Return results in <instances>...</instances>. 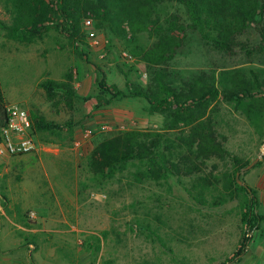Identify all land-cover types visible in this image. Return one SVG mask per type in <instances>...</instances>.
Masks as SVG:
<instances>
[{
	"label": "rangeland",
	"instance_id": "rangeland-1",
	"mask_svg": "<svg viewBox=\"0 0 264 264\" xmlns=\"http://www.w3.org/2000/svg\"><path fill=\"white\" fill-rule=\"evenodd\" d=\"M159 11L163 18L176 14L186 19L185 7L175 2H165ZM13 17L12 3L0 0V19L10 24ZM84 31L83 43L76 44L54 26L43 39L24 44L8 39L0 28V82L10 107L29 115L39 110L60 124L69 115L47 101L42 83L62 81L72 72L78 91L73 134L31 131L36 150L0 155V264H264V223L258 231L246 230L243 195L210 210L198 206L175 179L170 190L156 182L138 184L133 166L112 179L89 171L93 149L112 131L162 129L167 117L132 96V88L148 84L145 63L128 57L132 45L97 20ZM153 42L148 33L134 40L144 48ZM240 56L234 52L222 60L192 35L168 70L189 77L222 67H258ZM103 77L123 95H103L98 85ZM222 113L235 131L231 150L253 162L264 143L248 140V123L232 115L226 104ZM229 129L225 126L231 133ZM214 164L218 172L231 168L229 162H210ZM240 179L256 191L257 198L252 194L249 199L264 216V156L252 169L241 171ZM102 235L98 253L88 242ZM28 237L34 244H28Z\"/></svg>",
	"mask_w": 264,
	"mask_h": 264
},
{
	"label": "trees",
	"instance_id": "trees-1",
	"mask_svg": "<svg viewBox=\"0 0 264 264\" xmlns=\"http://www.w3.org/2000/svg\"><path fill=\"white\" fill-rule=\"evenodd\" d=\"M9 1L14 17L10 24L0 19V28L10 40L32 44L55 26L76 44L83 43L84 23L97 20L106 24L113 35L127 40L132 45L130 55L147 67L146 88L134 87L131 93L145 99L152 113L166 115L165 125L158 130L112 131L89 157L92 174L112 179L122 169L133 166L138 184L156 182L172 190L171 181L175 179L198 206L210 210L222 208L243 195L247 201L242 224L248 231L261 229L264 216L249 199L252 194L257 198L256 191L250 192V186H241L236 179L252 158L231 150L235 131L222 113V104L228 106L232 115L246 120L251 129L248 140L258 138L261 146L264 143V0ZM165 2L184 6L186 19L176 14L163 18L159 8ZM141 33H148L154 39L151 46L134 44ZM192 35L199 36L205 47L222 60L235 52L258 67H222L189 77L173 75L168 66ZM104 77L98 81L103 95H123ZM41 86L47 101L57 109H64L69 117L59 124L48 120L39 110H32L31 131L38 134L67 130L73 134L78 100L73 73H66L62 81L48 79ZM9 108L10 102L0 82V144L4 129L10 124ZM213 160L229 162L231 168L218 172L216 164L210 165ZM103 236H93L88 242L98 253ZM26 241L34 244L35 240L28 237ZM104 264L114 263L109 260Z\"/></svg>",
	"mask_w": 264,
	"mask_h": 264
},
{
	"label": "built area",
	"instance_id": "built-area-1",
	"mask_svg": "<svg viewBox=\"0 0 264 264\" xmlns=\"http://www.w3.org/2000/svg\"><path fill=\"white\" fill-rule=\"evenodd\" d=\"M91 21L84 23L89 27ZM130 59H133L128 54ZM10 124L3 131V141L0 144V155H21L36 150V143L31 138V121L29 112L19 107H10Z\"/></svg>",
	"mask_w": 264,
	"mask_h": 264
},
{
	"label": "water",
	"instance_id": "water-1",
	"mask_svg": "<svg viewBox=\"0 0 264 264\" xmlns=\"http://www.w3.org/2000/svg\"><path fill=\"white\" fill-rule=\"evenodd\" d=\"M263 156H264V151H262V152L256 157V159H255L252 163H250L248 166H246L245 168H243L242 171H247V170H249V169H252L257 163H259V161L263 158ZM240 175H241V171H239V172L237 173V181H238V183H239L241 186H246V185L243 183V181H241V179H240ZM249 191L252 192L251 188H249ZM243 253H245V252H243ZM240 256H241V255H240ZM232 263H233V262H231L230 264H232Z\"/></svg>",
	"mask_w": 264,
	"mask_h": 264
}]
</instances>
